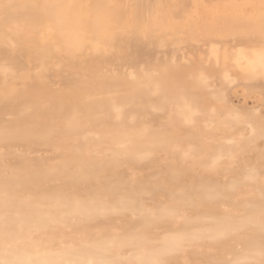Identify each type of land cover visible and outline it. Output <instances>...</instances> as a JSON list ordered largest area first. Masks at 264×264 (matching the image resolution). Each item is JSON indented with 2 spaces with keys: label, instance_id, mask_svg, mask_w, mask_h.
Instances as JSON below:
<instances>
[{
  "label": "bare ground",
  "instance_id": "1",
  "mask_svg": "<svg viewBox=\"0 0 264 264\" xmlns=\"http://www.w3.org/2000/svg\"><path fill=\"white\" fill-rule=\"evenodd\" d=\"M0 264H264V0H0Z\"/></svg>",
  "mask_w": 264,
  "mask_h": 264
}]
</instances>
